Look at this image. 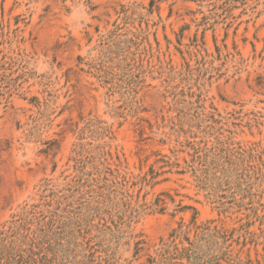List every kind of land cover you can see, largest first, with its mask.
<instances>
[{
	"label": "rangeland",
	"instance_id": "374dc122",
	"mask_svg": "<svg viewBox=\"0 0 264 264\" xmlns=\"http://www.w3.org/2000/svg\"><path fill=\"white\" fill-rule=\"evenodd\" d=\"M0 264H264V0H0Z\"/></svg>",
	"mask_w": 264,
	"mask_h": 264
}]
</instances>
